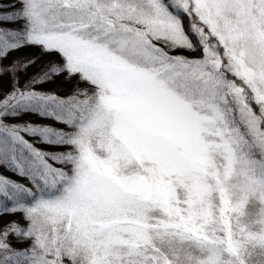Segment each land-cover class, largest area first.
I'll return each mask as SVG.
<instances>
[{"label": "rangeland", "instance_id": "1", "mask_svg": "<svg viewBox=\"0 0 264 264\" xmlns=\"http://www.w3.org/2000/svg\"><path fill=\"white\" fill-rule=\"evenodd\" d=\"M125 1L54 0L91 13L83 21L71 13L69 22L54 24L67 30L46 31L42 38L98 82L113 135L110 149L144 170L125 177L110 150L99 156L85 142L79 176L51 215L66 217L103 249L130 250L148 241L154 209L159 226L223 243L231 257L244 255L248 244L264 247V0H173L195 23L209 67L236 79L227 88L253 139L248 155L261 154L253 160L222 125L216 106L208 113L195 109L160 72L132 66L118 49L97 41L105 32L114 34L119 49L132 45L148 59L163 55L165 46L189 49L180 20L157 0H134L128 10L120 4ZM89 28L93 32L86 34ZM196 54L164 72L173 80L199 81L203 92L210 78ZM249 204L257 209L255 229L243 223Z\"/></svg>", "mask_w": 264, "mask_h": 264}, {"label": "trees", "instance_id": "2", "mask_svg": "<svg viewBox=\"0 0 264 264\" xmlns=\"http://www.w3.org/2000/svg\"><path fill=\"white\" fill-rule=\"evenodd\" d=\"M157 1L180 20L189 49L169 50L165 46L167 52L148 59L132 45L119 49L114 34L105 32L97 41L118 49L132 66L160 72L173 91L195 109L208 113L210 105L216 106L222 125L247 158L261 159L260 153H255L258 157L248 155L247 145L253 139L227 88L236 79L220 67H209L195 23L182 7L173 0ZM55 2L0 0V264H212L211 258L216 257L215 264H264V247L248 244L244 255L231 257L223 243L198 239L178 227L159 226L156 209L148 221L149 240L130 250L124 245L103 249L94 238L78 233L66 217L51 215L52 205L79 176L85 142L99 156L110 150L114 167L125 177L144 170L134 161H122L110 149L113 135L101 105L98 82L71 66L61 50L43 40L46 31L67 30L63 25L55 29L54 24L69 22L71 13H77L81 21L91 13L86 7L71 8ZM120 4L128 10L135 2ZM193 54L199 56L209 74L203 92L199 81L173 80L164 72L173 70L187 55L189 61L197 58L190 56ZM177 56L179 60H175ZM255 211V205L249 204L243 219L254 229L258 225Z\"/></svg>", "mask_w": 264, "mask_h": 264}]
</instances>
